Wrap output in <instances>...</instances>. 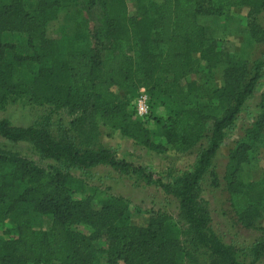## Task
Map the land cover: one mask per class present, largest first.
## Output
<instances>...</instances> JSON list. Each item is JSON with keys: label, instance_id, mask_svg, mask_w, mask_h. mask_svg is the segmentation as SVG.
Returning a JSON list of instances; mask_svg holds the SVG:
<instances>
[{"label": "trees", "instance_id": "trees-1", "mask_svg": "<svg viewBox=\"0 0 264 264\" xmlns=\"http://www.w3.org/2000/svg\"><path fill=\"white\" fill-rule=\"evenodd\" d=\"M57 1L0 0V111L19 98L47 107L46 114L27 128L0 120V138L11 144L28 143L41 159L54 162L44 169L0 145V222L9 221L16 230L15 238H0V264H95L91 243L98 232L106 235L107 264H182L203 247L223 264H238L231 250L207 233L209 214L196 191L223 130L235 120L257 80L245 62H233L223 69V86L209 90L201 108L175 111L164 134L177 153L190 151L203 139L208 142L198 155L193 174H186L174 185H160L179 200L184 232L160 212L151 214L146 227L131 226L122 200L112 199L96 211L89 199H73L68 184L71 170L100 163L132 167L149 180L144 169L117 161L98 145L99 130L106 128L118 131L135 146L156 153L166 150L152 140L141 122L131 119L133 109L127 110L128 105L113 88L124 90L141 80L148 92L179 93L182 82L197 73L200 62H206L209 70L218 66L211 58L219 53L208 43L197 17L247 7L249 27L254 31L258 26L253 17L264 12V0H209V12L196 0H86L87 10L99 13L91 35L94 47L74 50L63 49L65 43L45 37L46 24L57 15L53 8ZM127 2L134 3L138 18L128 14ZM146 5L153 7L151 19ZM149 31L153 32L150 41L154 49L162 48L158 56L146 45ZM4 33L25 35L23 44L33 56L15 53L13 45L1 41ZM79 35L65 42H84L85 37ZM136 44V52L128 55L127 47L133 51ZM105 53L109 57L104 58ZM192 84V91L199 90ZM207 108L219 116L206 113ZM258 108L261 113L248 131L249 142L264 130V94ZM58 111L73 117L66 127L58 123L60 135L52 132L49 124ZM248 148L246 142H240L230 155L229 166L241 163ZM242 200L244 208L253 211L264 206V173L247 186ZM33 212L50 218L47 231L33 228ZM79 225L93 232L89 236L77 232L74 227ZM263 251L264 244L257 250V258Z\"/></svg>", "mask_w": 264, "mask_h": 264}, {"label": "rangeland", "instance_id": "rangeland-1", "mask_svg": "<svg viewBox=\"0 0 264 264\" xmlns=\"http://www.w3.org/2000/svg\"><path fill=\"white\" fill-rule=\"evenodd\" d=\"M58 1L53 7L58 11L57 15L54 20L46 24L45 37L52 42L65 43L63 49L93 48L94 41L91 35L94 22L98 19V10L88 11L86 0ZM196 2L203 4L207 12L211 11L209 0H196ZM147 8V16L151 19L153 7L146 5ZM127 10L130 16L138 18L134 3L127 2ZM253 18L258 26L254 31L249 27L251 20L248 18L247 9L241 7L227 8L217 16L204 14L197 17V23L203 27L208 43H211L215 52L219 53L211 58L218 66L209 70L206 62H200L197 73L182 82L179 93L148 92L142 86L141 80L124 90L113 88L119 100L128 105V111H132L133 103L140 91H145L149 99L150 112L145 118L135 117L132 113L131 119L141 122L151 132L152 140L164 146L166 150L163 153L149 151L135 146L118 131L100 128L98 145L108 150L117 161L133 167H141L150 179L147 180L142 172H134L132 167L112 168L106 163L92 165L82 170H71L72 179L68 185L72 191V198L89 199L91 207L96 211H100L101 207L112 199H120L126 204L125 215L129 225L146 227L151 214L160 212L171 217L177 228L184 232L186 226L179 218V200L165 193L160 185H174L186 174H193L198 155L208 147V142L203 139L190 151L177 153L166 143L164 134L175 111L201 108L207 101L206 93L223 86V69L233 62H245L250 75L256 73L257 80L235 120L223 130V137L210 159L209 168L197 182L196 193L205 202L209 214L207 233L231 250L236 263L264 264V251L261 257L257 258V250L264 244V206L258 211H253L244 208L242 200L247 186L259 181L264 173V130L255 140L248 141L250 138L248 131L261 113L258 105L264 94V12ZM77 33L80 34V39L81 36L85 37L84 42H65ZM142 33L145 34L143 29ZM152 34V31L148 32L146 45L151 50V54L158 56L162 53V48L154 49L150 41ZM16 35L18 34L4 33L1 35V41L13 45L15 53L32 57V51L23 44L25 35ZM137 44L133 51L127 47L128 55L136 52ZM103 57H109V54L105 53ZM51 64L53 66L49 60V68ZM192 83L199 86V90L192 91ZM46 110L47 107L29 104L25 99L19 98L6 104L0 111V120H7L12 127L27 128L45 115ZM205 112L219 116L211 108L205 109ZM72 119L73 117L67 116L63 111L54 113L49 123L52 132L60 135L62 131L57 132L58 123L61 122L62 126L66 127ZM240 142H246L249 148L242 157L243 161L234 163L230 167V155ZM0 145H5L6 150L32 161L38 167L46 169L54 165L51 160L41 159L28 143L11 144L0 138ZM32 222L34 228L40 230H48L51 225L49 217L34 212ZM74 229L86 236L93 232L90 227L84 225L75 226ZM97 235L98 238L91 243L96 256L95 264H107L104 255V250L107 248L106 235L104 232H98ZM15 236L14 225L9 221H1L0 238L8 241ZM182 242L184 236L181 237ZM192 255L191 260H182V264H223L219 258L211 256L204 247Z\"/></svg>", "mask_w": 264, "mask_h": 264}, {"label": "built area", "instance_id": "built-area-1", "mask_svg": "<svg viewBox=\"0 0 264 264\" xmlns=\"http://www.w3.org/2000/svg\"><path fill=\"white\" fill-rule=\"evenodd\" d=\"M150 112L148 95L144 90L140 91L139 96L133 103V113L135 117L145 118Z\"/></svg>", "mask_w": 264, "mask_h": 264}, {"label": "crops", "instance_id": "crops-1", "mask_svg": "<svg viewBox=\"0 0 264 264\" xmlns=\"http://www.w3.org/2000/svg\"><path fill=\"white\" fill-rule=\"evenodd\" d=\"M234 8H236V7H234ZM241 8L247 9V11L249 10V8H247V7H241ZM40 216H44V215H40ZM32 226H33V228H34L33 222H32ZM34 229H36V230H40V229H38V228H34ZM41 231H47V230H41Z\"/></svg>", "mask_w": 264, "mask_h": 264}]
</instances>
